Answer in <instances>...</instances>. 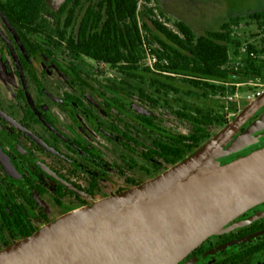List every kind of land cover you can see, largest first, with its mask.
<instances>
[{
  "label": "flooded vegetation",
  "instance_id": "flooded-vegetation-1",
  "mask_svg": "<svg viewBox=\"0 0 264 264\" xmlns=\"http://www.w3.org/2000/svg\"><path fill=\"white\" fill-rule=\"evenodd\" d=\"M45 9L46 20L26 32L0 9V252L61 216L157 177L163 148L189 137L200 121L191 110L189 120L180 118L173 94L141 99L130 77L72 51L75 21L68 24V12L53 19L59 11ZM100 67L113 75L101 77ZM187 98L191 107V91ZM157 112L188 132L165 129ZM70 204L77 209L67 210ZM227 229L179 264H264V204Z\"/></svg>",
  "mask_w": 264,
  "mask_h": 264
},
{
  "label": "water",
  "instance_id": "water-1",
  "mask_svg": "<svg viewBox=\"0 0 264 264\" xmlns=\"http://www.w3.org/2000/svg\"><path fill=\"white\" fill-rule=\"evenodd\" d=\"M52 1L57 11L66 0ZM262 204L264 91L180 163L57 218L1 251L0 264H179Z\"/></svg>",
  "mask_w": 264,
  "mask_h": 264
},
{
  "label": "trees",
  "instance_id": "trees-1",
  "mask_svg": "<svg viewBox=\"0 0 264 264\" xmlns=\"http://www.w3.org/2000/svg\"><path fill=\"white\" fill-rule=\"evenodd\" d=\"M153 0H66L53 13V19L76 23L70 42L72 51L86 59L117 69L140 85V98L154 102L158 95L168 100L173 94L180 106L179 117L189 120L191 110L200 119L189 137L163 148L165 166L158 173L183 161L193 154L212 134L204 125L220 130L228 122L227 115L238 113L237 104L229 101L238 90L236 85L264 80V63L243 59L230 67L237 58L241 42L232 36V28L239 19L223 24L219 31L206 32L196 37L184 22L168 29L151 7ZM3 14L25 32L36 22L46 20V0H0ZM70 7L67 11V8ZM250 19L258 28L264 26V12L254 13ZM146 50L156 57L152 69L146 65ZM244 90V89H241ZM193 98L190 107L187 95ZM222 99V100H221Z\"/></svg>",
  "mask_w": 264,
  "mask_h": 264
},
{
  "label": "rangeland",
  "instance_id": "rangeland-1",
  "mask_svg": "<svg viewBox=\"0 0 264 264\" xmlns=\"http://www.w3.org/2000/svg\"><path fill=\"white\" fill-rule=\"evenodd\" d=\"M48 3L51 4L49 7L53 10L59 5L56 1ZM151 7L155 9L159 19L168 29L175 31L174 24L181 21L191 28L196 37L203 36L206 32L219 31L223 24L239 19V24L232 28V36L243 44L253 39L259 32L257 23L251 20L250 16L264 12V0H153ZM241 61L243 59L233 58L230 67H236L241 64ZM100 69L102 70L101 77L109 78L113 75L112 71L107 68L100 67ZM237 89L235 95L229 96L228 100L237 104L239 113L249 101L254 100L252 96L255 92L251 87ZM236 115H227L228 122H231ZM154 116L155 120H161L165 129L173 133L188 132L187 125L176 121L167 113L157 112ZM216 132L215 129L211 130L212 135ZM66 208L72 210L77 209V206L70 204ZM55 216L53 215V218Z\"/></svg>",
  "mask_w": 264,
  "mask_h": 264
},
{
  "label": "built area",
  "instance_id": "built-area-1",
  "mask_svg": "<svg viewBox=\"0 0 264 264\" xmlns=\"http://www.w3.org/2000/svg\"><path fill=\"white\" fill-rule=\"evenodd\" d=\"M237 55L238 59L255 60L264 63V26L259 29L258 34L253 39L241 44L237 49ZM145 57L146 65L152 69L153 65L156 63V57L152 55L149 50H146ZM236 87H251L255 92L252 98L255 99L264 91V80L258 78L254 81L238 84ZM248 99H250V97H248Z\"/></svg>",
  "mask_w": 264,
  "mask_h": 264
}]
</instances>
